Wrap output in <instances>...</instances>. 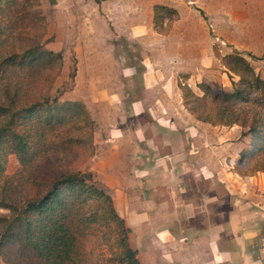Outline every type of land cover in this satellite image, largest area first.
I'll return each instance as SVG.
<instances>
[{
	"label": "rangeland",
	"instance_id": "rangeland-1",
	"mask_svg": "<svg viewBox=\"0 0 264 264\" xmlns=\"http://www.w3.org/2000/svg\"><path fill=\"white\" fill-rule=\"evenodd\" d=\"M28 5L32 15L25 16L26 28L19 31L23 34L0 43V105L22 108L50 96L61 104L81 102L89 113L87 118L74 110L80 120L58 126L49 136L48 153L34 167L43 184L59 172L91 173L128 219L132 248H141L142 236L136 230L148 222L145 213L153 205L149 198L153 188L141 171L149 164L145 145L158 141L150 136L152 125L192 134L191 160L218 171L226 193L245 200L243 209L250 204L263 210L264 153L244 160L240 154L251 149L248 125L264 124V107L257 101L215 100L200 86L232 91L239 78L223 62L234 52L242 54L264 80V0H40L39 4L29 0ZM155 5L179 13L167 34L153 28ZM10 14L12 25L15 13ZM37 40L45 50L61 54L63 62L30 71L2 68L9 52H21ZM183 87L198 98L199 114L213 121L199 122L189 114ZM257 96L262 94L255 92L253 97ZM223 114L241 123L219 124ZM4 124L0 118V128ZM5 160L0 202L18 203L36 194L39 185L17 176L21 171L17 156L7 154ZM178 174H168L166 181L177 186L183 181L188 188L189 179L193 185L203 184L196 176ZM192 191L187 189L184 198H190ZM143 198L149 199L144 209ZM235 207L233 200L227 203V209ZM8 215L0 207V217ZM98 217L87 242L89 263L108 264L117 252L114 227L102 213ZM145 254L147 250L140 261H146ZM0 264L10 263L0 256Z\"/></svg>",
	"mask_w": 264,
	"mask_h": 264
},
{
	"label": "trees",
	"instance_id": "trees-1",
	"mask_svg": "<svg viewBox=\"0 0 264 264\" xmlns=\"http://www.w3.org/2000/svg\"><path fill=\"white\" fill-rule=\"evenodd\" d=\"M30 1L40 3V0ZM28 3L29 0H0V43L3 44L6 37L23 34L19 31L26 28L24 20L32 15ZM9 11L15 13V24L8 23V19L13 17ZM153 13V28L159 34L169 33L173 23L179 19L178 11L166 5H155ZM62 62L61 54L45 50L37 40L21 52H9L2 59L1 66L6 72L30 71L41 64L54 66ZM223 63L231 74L239 78L233 81V90H213L205 84L200 87L211 92L215 100L225 103L257 101L264 107V80L250 62L239 52H234ZM182 89L184 107L189 114L199 122L213 121V117L199 114V100L194 93L187 87ZM255 92L262 96L254 98ZM51 99L49 96L22 108L13 104L0 105V118L5 120L0 128V175L6 171V155L14 154L21 164L17 176L31 180L36 188L39 185L36 194L18 203L0 202V207L9 211L8 216L0 217V256L10 264H90L87 242L93 235L98 214L102 213V218L114 227L117 245V252L108 264H140L138 251L130 244V229L125 219L118 213L112 196L98 187L91 173L59 172L44 184L36 176L34 167L48 153L46 144L49 136L58 126L76 122L80 120L78 116L81 113V116L87 113L81 102L61 104L58 99ZM74 110L79 115L74 114ZM224 114L219 124L241 121L225 118ZM245 122L244 119L243 124ZM248 126V134L252 136L251 149L241 152L242 160L264 153V124L252 122Z\"/></svg>",
	"mask_w": 264,
	"mask_h": 264
},
{
	"label": "crops",
	"instance_id": "crops-1",
	"mask_svg": "<svg viewBox=\"0 0 264 264\" xmlns=\"http://www.w3.org/2000/svg\"><path fill=\"white\" fill-rule=\"evenodd\" d=\"M158 129L151 125L150 136H156L158 141L151 140L145 145L148 149L145 164L147 160L149 164L141 167L146 182L153 188L149 197L153 205L145 213L148 222L136 230L142 236V247L137 248L139 260L147 250L146 261L141 260L140 264H264V208L259 210L248 204L243 209L245 200L226 193L218 171L191 160L192 134L191 138L189 132ZM178 172L186 177L196 176L203 183L196 186L188 180L193 190L190 198H184L189 188L183 181L178 186L166 181L168 174L175 176ZM202 187L204 191H199ZM143 200L144 209L149 199ZM231 200L237 207L227 209ZM174 203L184 207L179 209ZM118 213L130 226L128 219Z\"/></svg>",
	"mask_w": 264,
	"mask_h": 264
}]
</instances>
